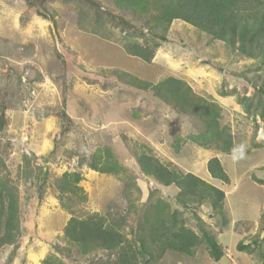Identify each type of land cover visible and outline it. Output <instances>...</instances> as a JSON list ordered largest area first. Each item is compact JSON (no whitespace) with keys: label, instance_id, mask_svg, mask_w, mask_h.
Returning a JSON list of instances; mask_svg holds the SVG:
<instances>
[{"label":"rangeland","instance_id":"rangeland-1","mask_svg":"<svg viewBox=\"0 0 264 264\" xmlns=\"http://www.w3.org/2000/svg\"><path fill=\"white\" fill-rule=\"evenodd\" d=\"M96 1L102 12L122 16L141 29V23L115 10L108 0ZM72 5L65 0H46L42 6L35 0H0V158L6 167L0 176L7 172L18 190L21 233L11 260L14 248L0 249V264H41L50 255L64 264H93L104 256L98 251L79 259L62 251L60 237L71 216L61 208L52 180L74 171L83 175L80 186L88 197L81 210L127 215L123 234L128 239L136 231L141 203L153 193L181 211L187 226L198 234L195 213L231 255L214 262L200 246L193 258L167 253L158 264H244L248 259L263 264L264 184L255 179L264 182V122L245 114L236 95L219 96L233 89L240 97L252 96L251 84L261 85L255 71L260 63L181 21L171 24L167 41L158 40L159 49L145 63L125 52L116 41L123 35L117 29L111 30L110 41L80 29ZM115 70L150 83L175 77L196 94L211 96L222 109L221 126H227L233 137L231 153L182 141L176 151L177 139L199 134L202 123L176 113L151 92L118 82ZM142 145L161 162L223 190L228 225L221 228L220 218H210L211 211L204 206L182 210L175 203L174 186L164 188L143 176L134 157ZM104 147L127 170L131 177L127 182L134 183L130 190L124 191L122 177L78 167L81 157L89 161L96 149ZM213 158L229 176L228 185L209 175L207 163ZM26 163L29 170L24 172ZM40 167L43 174L36 176ZM25 173L33 176L28 179ZM129 202L139 211L126 214ZM230 218L237 220L235 224ZM254 219L256 225L250 223ZM238 240L247 245L259 241L261 249L247 258L236 251Z\"/></svg>","mask_w":264,"mask_h":264},{"label":"trees","instance_id":"trees-1","mask_svg":"<svg viewBox=\"0 0 264 264\" xmlns=\"http://www.w3.org/2000/svg\"><path fill=\"white\" fill-rule=\"evenodd\" d=\"M42 6L46 0H35ZM120 13L141 23V29L130 20L101 10L96 0H65L73 4L77 13L78 27L98 38L110 41L112 29L122 33L121 46L132 57L150 63L160 47L158 40L166 42V34L174 21H181L211 39L224 42L234 52L260 63L256 68V79L261 85L251 84L252 96L220 92L221 97L236 95L238 104L245 114L259 117L264 122V0H108ZM136 19V20H135ZM146 32V33H145ZM118 82L132 88L151 92L153 96L176 113L193 117L203 125L199 134L189 135L179 142H191L199 148L214 150L229 155L233 150V137L227 126H221V107L211 97L200 96L183 80L167 77L156 83L141 81L128 73L113 71ZM64 118H68L63 114ZM4 124V123H3ZM5 127V126H4ZM3 125H0V131ZM134 157L141 174L154 180L164 188L174 186L177 193L175 203L184 211H195L204 206L211 211L210 218H220L221 228L228 225L224 208L225 193L192 173H184L172 164H165L154 156L145 145L135 149ZM86 165L91 171L112 177H122L124 191L133 188L131 177L111 149H96L90 160L81 157L78 167ZM0 158V172L5 169ZM29 164L24 166V172ZM36 176L42 175V167ZM207 171L212 179L229 184L230 178L217 158L207 163ZM7 173V172H6ZM0 176V249L14 248L9 254L11 260L17 251V241L21 236L18 190L12 185L7 174ZM26 174V173H25ZM27 175V174H26ZM30 179L33 175H27ZM27 176L26 179H27ZM46 178V174L44 176ZM84 180L81 172H64L52 180L59 204L70 214V219L62 230L60 241L65 244L63 252L82 259L93 252H104V256L93 264H158L167 254L193 258L200 246H205L210 260L219 262L225 249L206 229L204 222L193 213L198 234L186 224V219L178 209H173L161 197L147 195L141 203L138 225L132 239L123 234L127 215L119 213H89L81 210L87 203V194L80 186ZM259 185L264 182L256 180ZM136 191L141 194L140 189ZM41 197V194H39ZM139 211L137 205L129 202L126 214ZM264 228V217H263ZM264 240V239H263ZM264 242V241H263ZM261 242L251 244L238 242V252L253 255L261 249ZM260 256V255H259ZM41 264H64L56 255L46 257ZM92 264V263H91Z\"/></svg>","mask_w":264,"mask_h":264},{"label":"crops","instance_id":"crops-1","mask_svg":"<svg viewBox=\"0 0 264 264\" xmlns=\"http://www.w3.org/2000/svg\"><path fill=\"white\" fill-rule=\"evenodd\" d=\"M225 203H226V197H225ZM225 209H226V204H225ZM228 214H229V212H228ZM236 221H237V220H236ZM236 221H235L234 219L230 218V222H231V224H235ZM245 221H246V220H245ZM247 222H250V220H247ZM250 223H253V224L256 225V224H257V219H256V220L254 219V220L251 221ZM253 224H252V225H253ZM226 230H227V228H226ZM242 234L244 235V233H242ZM238 242H239V240H238ZM238 242H237V243H238ZM229 253H230V251H229ZM242 254H245V253H242ZM230 256H231V255L229 254L228 257H230ZM249 256H250V255H249ZM249 256H248V254H246V257H247V258H249ZM243 257H245V256L243 255ZM246 257H245V258H246ZM263 260H264V259H263ZM246 262H249V263H244V264H251V259H248ZM263 264H264V263H263Z\"/></svg>","mask_w":264,"mask_h":264},{"label":"clouds","instance_id":"clouds-1","mask_svg":"<svg viewBox=\"0 0 264 264\" xmlns=\"http://www.w3.org/2000/svg\"><path fill=\"white\" fill-rule=\"evenodd\" d=\"M224 208H225V202H224ZM235 247H236V246H235ZM240 253H241V252H240ZM225 255H227V256L229 255L228 250H227V251L225 250ZM225 255H224V256H225ZM85 264H86V263H85Z\"/></svg>","mask_w":264,"mask_h":264}]
</instances>
